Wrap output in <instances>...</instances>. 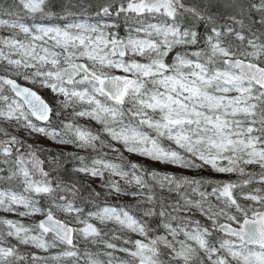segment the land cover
Listing matches in <instances>:
<instances>
[{"label":"snow or ice","instance_id":"snow-or-ice-1","mask_svg":"<svg viewBox=\"0 0 264 264\" xmlns=\"http://www.w3.org/2000/svg\"><path fill=\"white\" fill-rule=\"evenodd\" d=\"M3 29L0 211L41 218L0 217V264H264V0H4Z\"/></svg>","mask_w":264,"mask_h":264},{"label":"rangeland","instance_id":"rangeland-1","mask_svg":"<svg viewBox=\"0 0 264 264\" xmlns=\"http://www.w3.org/2000/svg\"><path fill=\"white\" fill-rule=\"evenodd\" d=\"M42 142H44V143H48V144H50L51 142L50 141H46V140H41ZM52 144V143H51ZM69 148H71L70 146H69ZM132 159H138L137 157H132ZM249 169H252V168H249ZM168 170H170V171H176V169H174V168H170V169H168ZM254 170H257V169H254ZM204 173H208V172H204ZM213 174H215V173H213ZM215 175H217V176H221V175H223V174H215ZM232 175H235V174H232ZM124 200H131L132 198H130V197H124L123 198ZM62 215V214H61ZM0 217H7L8 219H15V220H20L21 222H23V223H29V222H31V220H33V219H35V220H38V219H40L41 217H39V216H35V217H19V216H17V215H14V214H11V213H5V212H3V211H0ZM0 227H2V225H0ZM108 227H116L115 225H108ZM133 235V237L135 238V234H132ZM14 242V241H13ZM21 247H23L24 249H26V250H32L30 247H28V246H21ZM42 255H46V253H41ZM117 255H123V254H118L117 253Z\"/></svg>","mask_w":264,"mask_h":264},{"label":"trees","instance_id":"trees-1","mask_svg":"<svg viewBox=\"0 0 264 264\" xmlns=\"http://www.w3.org/2000/svg\"><path fill=\"white\" fill-rule=\"evenodd\" d=\"M4 2V0H0V3H3ZM3 18H7V17H3ZM7 32H8V30L7 29H3V30H0V35H7ZM81 123H86L85 121H83V120H81ZM21 135H22V133H21ZM31 142V141H30ZM40 143H41V145L42 146H45V147H51L52 148V150L53 151H55V146L54 145H52L51 143L50 144H48V143H44V142H42V141H40ZM68 151H72V150H74V149H72V148H68L67 149ZM81 154H85V153H81ZM42 159L44 158V157H41ZM71 165H68V167H70ZM249 171H252V170H254V169H248ZM203 175H205V176H209V177H215V178H217V179H230V180H238V179H242L241 177H238L236 174L235 175H232V174H229V175H221V176H217V175H215V174H213V173H211V172H208V173H202ZM244 178H246V177H244ZM4 185H0V187H3ZM125 201H131V200H125ZM94 250V249H93ZM21 251H28V250H26V249H24V248H22L21 247ZM29 251H31V250H29ZM53 251H55V250H53ZM119 254V253H118Z\"/></svg>","mask_w":264,"mask_h":264}]
</instances>
